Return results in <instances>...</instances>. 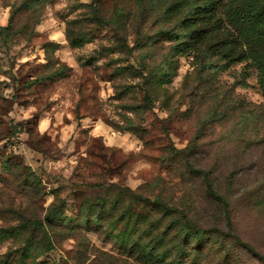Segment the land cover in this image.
Instances as JSON below:
<instances>
[{"label": "rangeland", "instance_id": "1", "mask_svg": "<svg viewBox=\"0 0 264 264\" xmlns=\"http://www.w3.org/2000/svg\"><path fill=\"white\" fill-rule=\"evenodd\" d=\"M176 1L0 0V264H264L258 71L226 64L197 35L175 53L191 0L167 12ZM219 197L254 253L217 233ZM56 209L77 217L71 232L47 226ZM135 215L148 216L143 240L157 255L134 250L145 226Z\"/></svg>", "mask_w": 264, "mask_h": 264}, {"label": "trees", "instance_id": "2", "mask_svg": "<svg viewBox=\"0 0 264 264\" xmlns=\"http://www.w3.org/2000/svg\"><path fill=\"white\" fill-rule=\"evenodd\" d=\"M183 1L185 0H177L173 5L167 8V12L171 13L172 11L178 10ZM224 2L226 5L225 3L220 5L218 0H191L189 4L185 5L187 6V8L184 9L185 13L181 16V19H179L178 22L181 24V28L188 29L190 31L188 39L185 41H177L172 49L177 54H187L190 50L195 48L193 43L190 41L194 39L195 35H197L200 39H202L203 44L209 46V49H215V51H217L218 54H220L225 60L226 64L249 60L251 64L256 66L258 71V84L264 95V52L259 49V46L264 43V0H224ZM220 10L223 17L230 22V30L229 27L225 26L226 23L223 21V17L221 18L219 16ZM201 23L207 25L204 27L199 26ZM5 30H7L6 26H0V31ZM172 35L174 38L178 37L177 33H172ZM77 41L80 42L81 40ZM77 46H80V43H78ZM53 74L64 75L65 73L62 68H58ZM44 79H38V81H42ZM203 180L206 185L207 195L217 197V193L209 182L207 175H204ZM37 182L38 181H36V183L33 182V179L30 180V184L34 187ZM218 199H221L224 206L223 217L227 230L225 233L222 231H217V233L231 236L233 239L239 241L241 246L254 253L252 247H250L247 243L241 242L236 235L232 234L228 205L221 197ZM148 202H150L149 204L153 208L161 210L164 214H170L173 210L171 207L164 205L158 197H155L150 201L148 200ZM79 206L81 209H83V207H90L84 206V202L80 203ZM105 208V205L99 208L101 209L99 214L103 217H107L109 215V212L105 210ZM131 215L132 213L130 211L126 212V216L130 217ZM135 217L139 220V224L142 223L145 224V226L142 229L139 226L137 229V231H140L139 234H141V236L136 237L137 244L135 243L134 250L139 254V256L151 257L153 255H157L158 253L153 254L157 243L154 241V243L151 244V238L147 241L143 240V238L147 236H153L150 233L151 223H147L148 216L135 215ZM75 219H77V217H68V215L63 212V209L48 211L44 216L47 226L60 227L62 232L65 233L71 232L72 228L67 227L71 226L70 221H74ZM80 219L81 217L78 218L77 221H81ZM96 222H98V220H96ZM84 223H90V220L86 218ZM146 225H148V227H146ZM187 231L188 228L186 227V232ZM206 231L212 232L211 229ZM128 234L129 230H127L125 226L124 229L121 230L118 239L122 241L124 245L127 244L126 238ZM194 234V236H196L195 239H198L197 241L199 242L200 238L204 234V230L202 228H198ZM47 244L46 249L52 248L48 242ZM26 251L27 252L23 253V256L26 258H32L34 256L29 253L28 250ZM20 264L26 263L21 262Z\"/></svg>", "mask_w": 264, "mask_h": 264}]
</instances>
